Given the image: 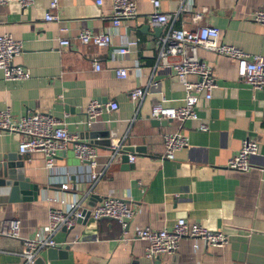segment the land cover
Listing matches in <instances>:
<instances>
[{
    "label": "crops",
    "instance_id": "obj_1",
    "mask_svg": "<svg viewBox=\"0 0 264 264\" xmlns=\"http://www.w3.org/2000/svg\"><path fill=\"white\" fill-rule=\"evenodd\" d=\"M128 1L136 16L114 31L112 0H58L53 12L58 22L49 23L43 21L46 1L25 9L14 2L0 6V36L9 35L21 44L13 63L28 73L24 81H4L0 73V110L8 109L13 117L47 113L62 119L65 129L78 138L86 136V129L105 130L110 141L123 139L124 146L142 148L133 154L131 166L122 169L118 156L111 158L108 150L96 147L95 166L104 174L92 183L87 164L74 157L70 144L56 153L57 172L50 174L41 153H18L19 134L0 133V162H11L23 179L37 187L36 197L22 200L10 198L8 188L0 185V228L10 220L18 222L17 238L0 235V264H23L24 239L46 224L48 209L64 208L72 201L89 207L90 195L95 204L106 196L124 200L133 210L127 227L87 218L52 235L56 249L67 248L65 256L49 261L47 249L37 259L44 264H150L144 258L146 243L134 231L170 228L183 218L223 232L227 245L215 248L197 239L182 240L176 253L160 255L155 264H264V171L258 168L264 165V88L251 90L236 79L233 61L198 49L197 57L210 67L216 89L209 100L199 98L198 120H187L180 127L187 146L175 152L173 160L163 159L161 135L176 130L178 124H153L150 106L161 97L164 106H180L183 90L169 68L154 67L156 41L167 27L155 35L159 27L148 22L150 5L145 0ZM159 1L161 13L171 14L177 8L169 0ZM185 5L187 11L178 13L169 25L172 29L215 28L221 43L264 56V28L250 19L254 11H264V0H187ZM195 14L200 15L197 21ZM60 27L66 32L60 34ZM83 30L110 33V45L104 49L77 45L73 39ZM59 38L71 44L61 47ZM124 40L138 44L118 56ZM94 61L98 72L92 69ZM121 69L126 76L117 78L115 71ZM148 84L139 103L131 102L128 93ZM92 99L114 102L116 109L101 110L86 126L84 110ZM199 122L206 131L197 130ZM245 138L257 142L256 154L249 157L250 169L226 168V160ZM63 173L66 190L60 188Z\"/></svg>",
    "mask_w": 264,
    "mask_h": 264
},
{
    "label": "built area",
    "instance_id": "obj_2",
    "mask_svg": "<svg viewBox=\"0 0 264 264\" xmlns=\"http://www.w3.org/2000/svg\"><path fill=\"white\" fill-rule=\"evenodd\" d=\"M41 0H0V6H6L11 2L25 9ZM47 2V12L44 14V22H58L53 12L58 6V0H43ZM151 7L147 19L153 27H167L165 34L157 39V54L155 66L169 68L183 90L182 104L177 107L164 106L161 97L150 106L149 116L151 119H167L178 124L174 131L164 132L161 135L162 158L173 160L174 154L188 144V138L180 132V127L187 120H198L195 106L200 97L205 100L211 98L212 92L216 89L215 79L210 67L197 57V50L202 49L216 55L226 57L235 63V75L239 82L247 85L251 90L264 88V56L248 55L240 49L223 44L219 41L217 29L211 27H200L195 30L172 29V24L178 13L187 11L185 2L187 0H169L177 5L176 10L171 14H164L159 11V0H145ZM136 16L135 6L128 0H112V14L110 30L117 29L123 21L134 19ZM200 19L195 14L193 21ZM250 19L264 28V11L257 10L250 15ZM60 34L66 32L64 27L58 29ZM79 46H92L104 49L110 45V33H93L83 30L77 33L73 39ZM70 41L58 39V45L68 47ZM137 40H124L117 50L118 56L128 53V49L135 47ZM22 46L14 41L9 35L0 36V73L4 81H24L28 73L21 67L14 65L13 60L20 55ZM135 73L139 74L138 64L134 65ZM95 72L100 70L96 61L92 64ZM117 78L126 76L125 70L115 71ZM148 85L137 88L128 93L131 102L136 104L147 93ZM116 109L114 102H100L90 100L84 110V124L90 126L99 116L101 110L110 111ZM198 131H206L207 126L199 122ZM17 133L20 141L17 146L19 154H30L39 152L43 157L44 168L50 173L57 172L55 167V156L58 151L64 150L69 144L74 157L81 163L87 164L89 168V181L94 183L104 173L95 166L97 149L88 140L78 138L75 134L69 133L62 119L56 118L47 113L34 112L19 117H13L8 109L0 110V133ZM123 146V139L110 141V148L113 151ZM257 142L252 138H245L240 142L238 150L229 156L225 167L228 169L246 172L250 169L249 157L256 154ZM110 156L112 158V153ZM128 161H133V156H128ZM264 171V165L258 167ZM60 172V171H59ZM64 172V171H63ZM66 173L60 180L61 190H66L68 185L65 180ZM63 203V200H61ZM88 212V218L93 220L109 219L115 221L122 229L127 227L133 215L132 208L122 199L114 196H106L91 207H80V203L72 201L65 204L64 208H50L47 211L46 224L34 232L30 239H24L21 257L23 264H35L39 255L47 249L57 248L58 244L52 239V235L59 230H70L77 219H83L82 209ZM0 235L17 238L18 222L10 220L0 228ZM138 240L146 243L144 258L150 264H155L158 257L163 254H173L179 249L180 242L186 239H197L205 246L223 248L227 245V236L221 231L208 230L195 222H188L178 218L170 228L153 230L143 227L134 231Z\"/></svg>",
    "mask_w": 264,
    "mask_h": 264
},
{
    "label": "water",
    "instance_id": "obj_3",
    "mask_svg": "<svg viewBox=\"0 0 264 264\" xmlns=\"http://www.w3.org/2000/svg\"><path fill=\"white\" fill-rule=\"evenodd\" d=\"M160 27L157 30H154L153 33H158L160 31ZM151 122L153 124H159V123H167L170 120L167 119H151ZM86 135L83 139L88 140V142L93 145L94 147H100L103 149L108 150L112 153V157L118 156L120 167L126 168L130 167L131 163L128 161V156L132 155L138 151V147L133 146H121L118 150L113 151V149L110 148V138L111 136L109 133H107L105 130H85L84 132ZM82 138V137H81ZM0 185H5L8 188V193L10 198L13 197H20L22 200H29L30 198H34L37 195V187L33 184H29L28 181L23 179L20 176L19 171H17L13 164L11 162H0ZM20 195V196H18ZM95 196L90 195L87 205L89 207L93 206L95 204ZM81 214L83 215V219H77V222H85V220L88 218V212L84 209H82ZM109 220V219H108ZM67 248L64 251H59L56 248H51L47 250V259L49 261L55 260L57 257H63L66 254ZM35 264H44V261L41 259H37L35 261Z\"/></svg>",
    "mask_w": 264,
    "mask_h": 264
}]
</instances>
